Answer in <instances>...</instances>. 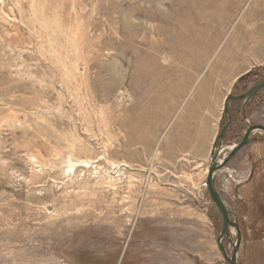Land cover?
I'll list each match as a JSON object with an SVG mask.
<instances>
[{"label": "rangeland", "instance_id": "rangeland-1", "mask_svg": "<svg viewBox=\"0 0 264 264\" xmlns=\"http://www.w3.org/2000/svg\"><path fill=\"white\" fill-rule=\"evenodd\" d=\"M211 13L227 22L211 26ZM196 15L210 36L191 32ZM238 33L246 54L264 56V0H0V264H228L207 190L196 205L153 203L148 185L154 166L168 187L207 169L213 137L203 157L186 160L180 145L156 158L185 105L216 102L221 126L225 97L264 78V64L248 82L218 75ZM194 42L181 84L170 58ZM249 103L232 115L243 131L264 125V87ZM254 133L215 179L239 224L237 264H264V133ZM239 137L217 145L220 160ZM229 238L228 255L233 228Z\"/></svg>", "mask_w": 264, "mask_h": 264}, {"label": "crops", "instance_id": "crops-1", "mask_svg": "<svg viewBox=\"0 0 264 264\" xmlns=\"http://www.w3.org/2000/svg\"><path fill=\"white\" fill-rule=\"evenodd\" d=\"M245 48L244 41L241 39L239 33L235 34L226 54L222 57H216L218 58L217 70L218 75L220 74L219 76L229 75L238 78L248 73L255 66L264 64V56L257 57L246 54ZM258 49L264 50V42L258 45ZM215 91H217V88L208 87L201 90L200 96ZM196 101L185 105V113L180 116L178 115L179 118L176 117L177 123L172 125L171 137L167 139H163L164 135L161 137V140L158 142L160 146L158 151L159 156L156 158L161 159L166 153H173L174 149L179 148L180 145L184 146L188 151L186 160L204 156L202 152L199 153L198 147L203 146L204 139L210 141L211 137H213L214 140L218 133V104L212 101L210 104L203 105L196 103ZM214 123L216 126H213ZM182 128L186 131L185 134L181 132ZM197 161L201 162V160ZM151 173L152 177L148 185V194H150L151 202L196 205L200 204L201 200H203V192L206 190L205 188L203 189V183L206 180L207 169L195 168L179 172V180L181 182L172 184L170 187L164 182L166 174L159 170L157 166L152 168Z\"/></svg>", "mask_w": 264, "mask_h": 264}, {"label": "water", "instance_id": "water-1", "mask_svg": "<svg viewBox=\"0 0 264 264\" xmlns=\"http://www.w3.org/2000/svg\"><path fill=\"white\" fill-rule=\"evenodd\" d=\"M263 87H264V78L261 79L259 82H257L248 91L238 96H234L231 94L227 95L223 102L222 113L225 116L229 117L228 103L230 100H233V99L242 100L243 107H244L245 103L252 96H254L259 90H261ZM229 122H230V119L227 120V122L223 125L221 132L218 135H216L213 141L212 150L210 153V159H209V163L207 166V176L205 180V186H206V190H207V193L210 197L212 204L219 212L220 219L222 222V228L219 231L217 238H216L218 248L224 260L228 264H237V254H238V250L241 244V233H240L239 224H238L236 217L226 207L222 199V196L220 194V191L218 190L216 186L215 179H216L217 172L220 171L223 167H225L226 164H228V162L232 160V158L236 155L237 152H239L242 148H244L247 144H249L252 141V139L250 138L251 133L255 130H261L264 132V126L263 125L248 126V129L244 133L241 140L233 144L232 146H230L228 154L223 159L220 160L219 154L222 151V147L217 146V142L222 140L228 128ZM231 228H233L235 231V240L231 241L232 250H231L230 255H228L223 246V241L224 239L230 240L229 235H230Z\"/></svg>", "mask_w": 264, "mask_h": 264}, {"label": "bare ground", "instance_id": "bare-ground-1", "mask_svg": "<svg viewBox=\"0 0 264 264\" xmlns=\"http://www.w3.org/2000/svg\"><path fill=\"white\" fill-rule=\"evenodd\" d=\"M157 1V0H156ZM222 5V4H221ZM215 9V8H214ZM221 9V8H220ZM217 11V10H216ZM217 13V12H216ZM222 13V12H221ZM212 14V13H211ZM259 14H260V12H259ZM226 16H227V14H225L224 15V13L222 14V19L220 20H218V19H216V16L214 15V14H212V15H210V18L208 19V22H209V24L211 25V26H213V24H215V22L216 23H218L219 22V24H220V26L221 25H224L227 21H225V20H227V19H225L226 18ZM51 21V20H50ZM74 21V20H73ZM186 22V21H185ZM194 24H195V27L193 28V30L191 31V32H193V33H195L196 34V36L195 37H197L196 39H199V36L200 37H203V35H204V37H206V36H210L211 34H209V31H213L212 29H206L205 28V26H206V24H205V26H204V24H202V22H201V19L199 18V16H197L196 15V18H195V22H194ZM191 25V24H190ZM44 27V26H43ZM72 27V26H71ZM208 27V26H207ZM209 28V27H208ZM156 29V28H155ZM73 30V29H72ZM221 30V29H220ZM32 31H34V30H32ZM253 31V30H252ZM35 32V31H34ZM254 32V31H253ZM252 32V33H253ZM70 33V32H69ZM255 33V32H254ZM257 33V32H256ZM38 35V34H37ZM36 35V36H37ZM214 35V32H213V34H212V36ZM253 35L254 34H249V37H251L252 39H253ZM256 35V34H255ZM194 37V38H195ZM40 39H41V37H40ZM184 39H186V36H184V37H180V40L183 42L184 41ZM38 40V39H37ZM187 40V39H186ZM212 40H214V39H212ZM44 41V40H43ZM195 41V40H194ZM197 42H200V40H197ZM205 42V41H204ZM206 43V42H205ZM213 43V42H212ZM207 44V43H206ZM212 45V44H211ZM188 46V45H187ZM205 46H207V45H205ZM183 47V46H182ZM204 48V47H203ZM206 48V47H205ZM193 49V51H182L178 56H177V58H170L171 59V61H172V65L170 64L169 66H168V68L170 69V72L172 73H169V74H171V76H175L174 77V80L177 78V81L179 82V83H181V81H182V75L184 76V75H186V74H182L183 72H185L184 70H186L187 69V65H186V63L184 62V60H185V58H187V59H189V58H191V59H196V57L198 56V54H199V47H198V45L194 42V47L192 48ZM176 50V49H175ZM184 50V49H183ZM205 50V49H204ZM208 50L210 51V49L208 48ZM200 51H202V50H200ZM207 51V50H206ZM203 52V51H202ZM205 53V52H204ZM207 53V52H206ZM166 54V53H165ZM162 55H163V53H162ZM202 55H205V54H202ZM201 57V56H200ZM203 57V56H202ZM198 58V57H197ZM196 60H198V59H196ZM141 61V60H140ZM140 61H139V63H140ZM175 62V63H174ZM198 62V61H197ZM138 63V64H139ZM148 63V62H147ZM199 63V62H198ZM175 64H177V66H175ZM178 64H179V66H178ZM195 65V64H194ZM201 65V64H200ZM137 66V65H136ZM144 67V66H143ZM192 67V66H191ZM190 68V67H189ZM192 69H196V68H192ZM142 70V69H141ZM180 70V71H179ZM146 71V70H145ZM186 72H188V71H186ZM193 74V73H192ZM157 76V75H156ZM170 76V77H171ZM188 76H190V74L188 75ZM173 77H171V79L170 80H166V85H167V88L169 87V85L171 86V88H172V90H173V88H174V85L177 83H175V81L172 79ZM185 77V76H184ZM186 77H187V75H186ZM186 80V79H185ZM184 80V81H185ZM121 82V81H120ZM162 83V82H161ZM178 83V84H179ZM191 83V82H190ZM152 84V83H151ZM150 84V85H151ZM182 84V83H181ZM186 85V84H185ZM151 87V86H150ZM179 90V89H178ZM183 91V90H182ZM178 92V91H177ZM172 99L174 100V97H172ZM221 154V153H220ZM225 156V155H224ZM223 157V156H222Z\"/></svg>", "mask_w": 264, "mask_h": 264}, {"label": "flooded vegetation", "instance_id": "flooded-vegetation-1", "mask_svg": "<svg viewBox=\"0 0 264 264\" xmlns=\"http://www.w3.org/2000/svg\"><path fill=\"white\" fill-rule=\"evenodd\" d=\"M241 77V76H240ZM256 84V83H255ZM255 84H253L251 87H253ZM250 87V88H251ZM249 88V89H250ZM248 89V90H249ZM248 90H243L242 92H240V93H238V94H231V95H234V96H238V95H240V94H242V93H244V92H246V91H248ZM256 95V94H255ZM254 95V96H255ZM254 96H252L246 103H245V105H244V107H243V101L242 100H238V99H233V100H230L229 101V103H228V111H229V117H227V116H225L224 114H223V116H224V118H225V122L220 126V124H219V130H218V133H217V135L221 132V129H222V127H223V125L227 122V120H229L230 119V122H229V125H228V128H227V130H226V132H225V134H224V136H223V138H222V140L221 141H218L217 142V145L218 144H220V146H221V144H222V142H223V140L226 138V136H229V135H232L233 137H239V141L241 140V138L243 137V135H244V133L247 131V129H248V126H252V125H263V124H257V123H253V124H251V123H249V122H247V124H245V126H243L244 128H245V130L243 131V129H242V124L244 123V122H242L241 121V123L238 121L237 123L235 122V120H238V119H234L233 118V114L234 113H239V114H241V116H244V111H246L247 109L249 110V108H250V100L254 97ZM234 102H237V104L239 103L240 105L238 106V105H236ZM264 126V125H263ZM257 131H261V130H255V131H253L252 133H251V135H250V138L251 139H254V132H257ZM261 132H263V131H261ZM264 133V132H263ZM238 141V142H239ZM252 179V173L250 174V176H249V179L248 180H251Z\"/></svg>", "mask_w": 264, "mask_h": 264}, {"label": "trees", "instance_id": "trees-1", "mask_svg": "<svg viewBox=\"0 0 264 264\" xmlns=\"http://www.w3.org/2000/svg\"><path fill=\"white\" fill-rule=\"evenodd\" d=\"M250 74H251V71H249L248 73L242 75L241 77H239L238 82H240V83L248 82L247 79L249 78Z\"/></svg>", "mask_w": 264, "mask_h": 264}, {"label": "built area", "instance_id": "built-area-1", "mask_svg": "<svg viewBox=\"0 0 264 264\" xmlns=\"http://www.w3.org/2000/svg\"><path fill=\"white\" fill-rule=\"evenodd\" d=\"M203 185H205V184H203Z\"/></svg>", "mask_w": 264, "mask_h": 264}]
</instances>
